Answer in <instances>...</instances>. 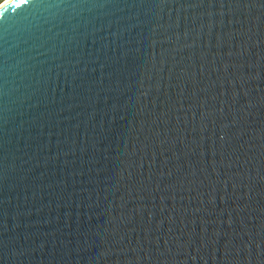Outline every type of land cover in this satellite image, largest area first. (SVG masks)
<instances>
[{
  "label": "water",
  "instance_id": "95a60500",
  "mask_svg": "<svg viewBox=\"0 0 264 264\" xmlns=\"http://www.w3.org/2000/svg\"><path fill=\"white\" fill-rule=\"evenodd\" d=\"M0 264H264V0L0 9Z\"/></svg>",
  "mask_w": 264,
  "mask_h": 264
},
{
  "label": "snow or ice",
  "instance_id": "6c2138e0",
  "mask_svg": "<svg viewBox=\"0 0 264 264\" xmlns=\"http://www.w3.org/2000/svg\"><path fill=\"white\" fill-rule=\"evenodd\" d=\"M10 4H11V0H7V2H5V0H0V5H3L2 7H0V9L6 11L7 8L10 6Z\"/></svg>",
  "mask_w": 264,
  "mask_h": 264
},
{
  "label": "bare ground",
  "instance_id": "6f19581e",
  "mask_svg": "<svg viewBox=\"0 0 264 264\" xmlns=\"http://www.w3.org/2000/svg\"><path fill=\"white\" fill-rule=\"evenodd\" d=\"M7 0H5V2H6ZM0 6H2V5H0Z\"/></svg>",
  "mask_w": 264,
  "mask_h": 264
}]
</instances>
